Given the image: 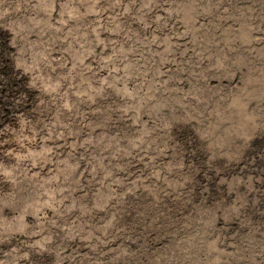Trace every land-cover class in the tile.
<instances>
[{"label": "rangeland", "instance_id": "rangeland-1", "mask_svg": "<svg viewBox=\"0 0 264 264\" xmlns=\"http://www.w3.org/2000/svg\"><path fill=\"white\" fill-rule=\"evenodd\" d=\"M0 264H264V0H0Z\"/></svg>", "mask_w": 264, "mask_h": 264}]
</instances>
